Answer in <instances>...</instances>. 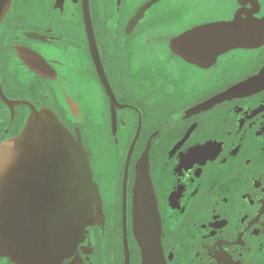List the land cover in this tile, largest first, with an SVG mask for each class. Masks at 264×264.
I'll return each mask as SVG.
<instances>
[{
    "label": "flooded vegetation",
    "instance_id": "flooded-vegetation-1",
    "mask_svg": "<svg viewBox=\"0 0 264 264\" xmlns=\"http://www.w3.org/2000/svg\"><path fill=\"white\" fill-rule=\"evenodd\" d=\"M151 1L87 2L112 105L83 0H14L0 26V145L33 106L88 151L103 218L53 264H127L125 227L129 264H143L132 213L146 167L163 264H264V43L215 58L204 32L254 9L264 36V0H159L128 30Z\"/></svg>",
    "mask_w": 264,
    "mask_h": 264
},
{
    "label": "water",
    "instance_id": "water-1",
    "mask_svg": "<svg viewBox=\"0 0 264 264\" xmlns=\"http://www.w3.org/2000/svg\"><path fill=\"white\" fill-rule=\"evenodd\" d=\"M13 1L0 0V26ZM157 1L144 6L130 21L128 30ZM87 2L83 0L84 18L93 58L113 105L114 95L99 61ZM252 3L259 9L258 0ZM255 13L253 9L245 20L238 13L231 22L205 26V36L216 38L205 55L213 53L217 58L237 48L260 47L264 43L263 26L253 18ZM178 41L184 43V37ZM30 108L22 132L0 145V256L16 264H53L75 251L87 229L103 218L102 202L79 132L73 135L48 109ZM132 222L143 264H163L162 225L147 167L139 174L134 189ZM125 237L129 264L126 227Z\"/></svg>",
    "mask_w": 264,
    "mask_h": 264
},
{
    "label": "snow or ice",
    "instance_id": "snow-or-ice-1",
    "mask_svg": "<svg viewBox=\"0 0 264 264\" xmlns=\"http://www.w3.org/2000/svg\"><path fill=\"white\" fill-rule=\"evenodd\" d=\"M0 19H2V16H0Z\"/></svg>",
    "mask_w": 264,
    "mask_h": 264
}]
</instances>
